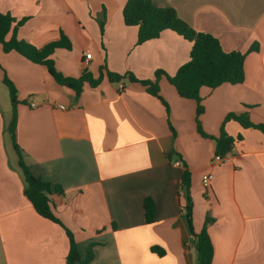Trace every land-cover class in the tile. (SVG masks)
<instances>
[{"label": "crops", "instance_id": "obj_1", "mask_svg": "<svg viewBox=\"0 0 264 264\" xmlns=\"http://www.w3.org/2000/svg\"><path fill=\"white\" fill-rule=\"evenodd\" d=\"M152 1L215 36L225 52L245 54L244 82L203 88L204 110L197 117L196 102L181 98L165 75L158 86L169 111L138 82L113 86L103 79L76 96L46 66L0 46V264H66L69 251L64 229L38 215L24 194L7 132L12 104L5 78L17 90L16 141L24 161L53 191L62 190L50 196L52 210L73 233L81 258L93 243L90 264H197L184 211L187 170L195 234L210 219L212 264H264V133L228 121L230 159L212 163L228 114L264 124V0ZM126 2L0 0V14L27 19L17 37L38 49L63 34L71 49H57L52 60L65 77L90 72L97 78L103 69L139 80L155 81L157 71L173 76L189 60L192 43L166 30L138 45V28L124 22ZM255 44L259 49L250 52ZM197 120L210 138L200 134ZM206 172L214 176L208 196L201 183ZM147 198L156 208L152 224L145 221ZM154 246L164 256L152 252Z\"/></svg>", "mask_w": 264, "mask_h": 264}, {"label": "trees", "instance_id": "obj_2", "mask_svg": "<svg viewBox=\"0 0 264 264\" xmlns=\"http://www.w3.org/2000/svg\"><path fill=\"white\" fill-rule=\"evenodd\" d=\"M123 18L125 25L138 28V45L159 38L166 30L173 31L185 40L191 42L192 47L189 60L173 76H168L163 71H157L155 81L139 80L131 73L120 75L107 71L104 74V69L97 78L90 72H85L78 78L65 77L55 69L52 55L57 49L64 48L70 50V41L62 34L59 41L52 42L44 48L38 49L17 37L18 28L23 26L27 19L16 20L10 13L0 14V46L4 53L15 52L32 63L46 66L55 81L59 85L71 89L76 96L81 94L86 85L97 87L105 76H107L111 83H119L128 78L130 82H138L146 87L147 92L158 98L168 110L166 102L160 95L158 86L160 77L165 75L168 82L175 88L181 98L196 102L197 117L204 110L202 106L203 98L201 96L203 88L212 90L224 84L238 85L244 82V62L246 55L237 51L225 52L220 41L215 36L195 31L178 16L173 8L157 7L152 0H127L123 9ZM258 49L259 46L255 44L249 51L253 52ZM4 83L8 87L12 104V119L7 127V132L17 152L19 166L25 178L26 186L24 194L38 215L64 229L69 240L66 264H90L93 260L94 244H89L86 257L81 258L73 233L53 213L50 196L53 192L63 193L62 190L57 187L53 191L50 183L43 181L40 177H36L24 161L22 149L16 141L17 90L8 78L4 79ZM230 120L236 121L243 128H254L264 133V124H253L248 115L228 114L222 124L220 136L216 138V155L225 156L233 148L234 139L225 133V124ZM197 122L199 124L198 120ZM198 130L202 136L210 138V136L201 131L200 124ZM190 186L191 176L186 170L182 178V189L186 192L185 198L187 201L184 209L197 246V264H212L214 247L207 231V225L210 223V219H207L203 230L199 234H195L192 226L193 202L189 191ZM155 211L156 208L153 200L151 198L145 199L144 212L147 224H152L155 221ZM151 250L158 256H164L165 254L164 250L157 246L152 247Z\"/></svg>", "mask_w": 264, "mask_h": 264}, {"label": "built area", "instance_id": "obj_3", "mask_svg": "<svg viewBox=\"0 0 264 264\" xmlns=\"http://www.w3.org/2000/svg\"><path fill=\"white\" fill-rule=\"evenodd\" d=\"M86 62H88L90 59H89V52H86ZM121 89H123V87H121ZM38 105L37 103L35 102V100L33 99H30V107L31 108H36ZM60 109L62 110H65V106H60ZM232 152V150H231ZM230 152V153H231ZM230 153H228L227 155L225 156H221V155H216L214 157V160L212 161L213 164H220V163H223V162H226L230 159ZM177 166H182V164L180 162H177L176 163ZM213 173L212 172H206L203 174L202 176V180H201V183H202V187L204 189V194L205 196H208L210 195V192H211V188H212V181H213ZM185 211V209H184Z\"/></svg>", "mask_w": 264, "mask_h": 264}, {"label": "rangeland", "instance_id": "obj_4", "mask_svg": "<svg viewBox=\"0 0 264 264\" xmlns=\"http://www.w3.org/2000/svg\"><path fill=\"white\" fill-rule=\"evenodd\" d=\"M104 79H105L106 81H108V78H107V76H105V78H104ZM123 81H125V83H126V84H129V83H130L128 78H127V79H125V80H123ZM117 84H118L117 82H114V83H112V85H113V86H117Z\"/></svg>", "mask_w": 264, "mask_h": 264}, {"label": "water", "instance_id": "obj_5", "mask_svg": "<svg viewBox=\"0 0 264 264\" xmlns=\"http://www.w3.org/2000/svg\"><path fill=\"white\" fill-rule=\"evenodd\" d=\"M98 18H99L100 20H102L100 16H98ZM103 20H104V18H103Z\"/></svg>", "mask_w": 264, "mask_h": 264}]
</instances>
